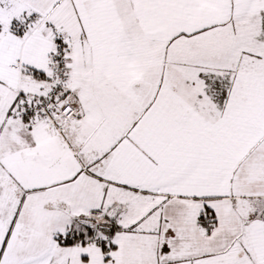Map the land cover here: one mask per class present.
<instances>
[{"label": "snow or ice", "instance_id": "6c2138e0", "mask_svg": "<svg viewBox=\"0 0 264 264\" xmlns=\"http://www.w3.org/2000/svg\"><path fill=\"white\" fill-rule=\"evenodd\" d=\"M0 264H264V0H0Z\"/></svg>", "mask_w": 264, "mask_h": 264}]
</instances>
